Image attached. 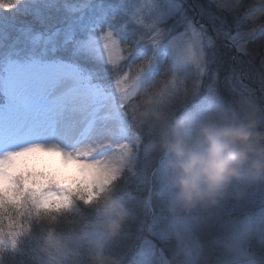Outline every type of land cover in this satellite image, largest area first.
<instances>
[{
	"label": "rangeland",
	"instance_id": "rangeland-1",
	"mask_svg": "<svg viewBox=\"0 0 264 264\" xmlns=\"http://www.w3.org/2000/svg\"><path fill=\"white\" fill-rule=\"evenodd\" d=\"M10 1L0 0V28L5 31L0 35L7 34L10 37L19 31L23 34L19 40L28 44L32 34L24 30L23 26L32 23L26 19L28 16L25 13L32 4L30 0H12L13 4ZM70 2L72 10L78 12L77 17L89 22L94 34L103 37L105 33L112 32L113 39L120 40V49L126 59L117 75L128 68H131V75L127 81L114 85L115 90L110 93L109 101L112 106L115 103L120 105L116 111L123 113L127 131L123 135L119 134L120 145H115L116 141L111 148L127 154L130 150L141 151L143 143L142 154L139 161H129L115 178L94 180L91 191L82 189L81 199L59 210L45 208L46 190L40 191L37 207L50 211L57 218L52 219L51 215L47 218L34 217L25 223L22 217L19 224H13L11 229L0 232V264H95V257L100 252L115 258L119 264H132L134 237L142 225L147 232L146 220L153 222L154 229L166 242L165 249L170 256L174 250L172 264H264V224L260 221V214L264 211V176L250 174L246 165L241 177L231 181L224 198L217 204L183 211L175 202L177 189L172 180V164L176 157L164 147L161 132L164 121L157 120L155 115L147 118L140 115L143 111H149L184 120L182 134L193 144L204 124H230L243 116L264 132V91L261 90L264 84L259 77L260 71L264 70V43H256L255 53L251 45V55L242 62L250 74L251 91L237 83L240 94L233 96L228 103L209 101L191 106L192 96L197 91L196 81L176 70L170 71L169 63L157 53L162 36L157 35L158 29L153 27L155 15L151 0H137L135 4L130 3V0ZM216 2L230 11L238 13L241 10L238 1L234 5L221 0ZM8 4H11V8L5 7ZM245 4L248 7L245 17H251V21L258 25L264 22V7H260L259 0H245ZM2 13L8 16L4 17ZM65 13L68 12L61 10L55 16L62 17ZM216 15L220 17L227 13ZM130 18L140 26H128ZM243 23L248 25L249 20L244 19ZM126 26L127 35L123 38ZM0 43L7 44L3 39ZM141 48L147 54L138 57L137 51ZM5 49V55L0 59V102L8 103L9 86L15 81L19 99L11 117H32L31 114L43 102L39 90L41 81L48 74L23 70L16 58L6 53ZM232 55L227 48H220L217 52V56L229 65ZM184 57L194 63L195 49L186 48ZM149 97L157 102L149 104ZM5 114L9 115L7 111ZM168 131L170 134L171 129ZM109 141H106V146ZM33 147L23 146L11 151L7 140H0V157L11 161L20 151ZM35 147L61 151L65 161L78 160L68 148L56 142L37 144ZM57 191L66 193L67 189L58 188ZM106 193L119 202L118 209L123 208L128 213L122 228L117 231L109 228V220L114 213L109 210ZM148 200L151 205L146 203ZM150 207L156 209L155 216L149 210ZM241 212L247 213V218L232 237L218 238L216 244L208 242L203 245L195 238V230H207L219 219H227L230 214L239 215ZM174 236L176 239H173ZM153 264H162L159 256Z\"/></svg>",
	"mask_w": 264,
	"mask_h": 264
},
{
	"label": "snow or ice",
	"instance_id": "snow-or-ice-1",
	"mask_svg": "<svg viewBox=\"0 0 264 264\" xmlns=\"http://www.w3.org/2000/svg\"><path fill=\"white\" fill-rule=\"evenodd\" d=\"M30 3L32 7L27 16L32 23L23 26L32 34L29 45L16 48L14 52L13 46L9 45L7 52L15 56L23 70L48 74L41 81L39 90L43 102L32 119H12L11 113L19 99L18 87L13 81L7 93L8 103L0 102V140L18 139L25 129L33 135L71 138L77 135V131L75 121L69 122L70 117L85 112L95 118L109 116L111 123L117 125V132L125 134L127 126L123 113L116 111L120 105L105 103L115 90L114 85L127 81L131 75V68L117 75L126 59L120 49V40L113 39L112 32L103 37L94 34V29L83 17L49 24L54 13L72 10L70 0H30ZM130 3L135 4L137 0H130ZM151 3L155 15L153 27L158 29L157 35L162 36L157 53L169 63L170 71L176 70L196 81L197 91L192 96L191 106L209 101L226 104L233 96H239L237 83L252 90L250 74L242 62L251 55V45L264 43V24H255L251 17H245L248 12L245 0H238L241 6L238 13L220 7L216 0H151ZM5 7L11 8V4ZM217 13L227 15L217 17ZM244 19L249 20L248 25L243 23ZM128 26L140 25L130 18ZM126 29L127 26L123 38H126ZM186 48L195 49L194 63L185 59ZM220 48H227L233 54L230 65L217 56ZM5 51V45L0 43V58ZM146 54L145 49L137 51L138 57ZM259 77L264 84V70L260 71ZM140 147L141 151L130 150L125 159L139 161L143 143ZM146 203L151 205L150 200ZM149 210L155 216L156 209L150 207ZM246 218L247 213H232L207 230H195V238L201 245L216 244L218 238L236 234ZM260 221L264 224V211L260 214ZM145 223L148 224L147 232L142 225L134 237L132 264H153L157 256L164 264H170L174 250L170 256L165 249L166 242L154 229L153 222L146 220ZM248 243L251 245V239Z\"/></svg>",
	"mask_w": 264,
	"mask_h": 264
},
{
	"label": "clouds",
	"instance_id": "clouds-1",
	"mask_svg": "<svg viewBox=\"0 0 264 264\" xmlns=\"http://www.w3.org/2000/svg\"><path fill=\"white\" fill-rule=\"evenodd\" d=\"M147 102L157 101L149 97ZM140 115L145 118L155 115L157 120L164 121L161 125L163 144L176 157L172 164V180L177 189L175 202L183 211L217 204L224 198L231 181L241 177L246 165L250 174L264 176V132L259 131L254 122L204 124L193 144L182 134L184 120L149 111ZM168 129H171L170 134ZM110 166H113L110 161H65L63 152L42 147L20 151L11 161L0 157V232L19 224L22 217L25 223L34 217L51 215L56 219L50 211L37 207L40 191L46 190L44 207L59 210L81 199L82 189L91 191L100 171ZM58 188L67 189V192H59ZM105 199L114 213L109 228L117 231L122 228L128 213L123 208L118 209L119 202L107 193ZM95 264L119 262L100 252L95 257Z\"/></svg>",
	"mask_w": 264,
	"mask_h": 264
},
{
	"label": "bare ground",
	"instance_id": "bare-ground-1",
	"mask_svg": "<svg viewBox=\"0 0 264 264\" xmlns=\"http://www.w3.org/2000/svg\"><path fill=\"white\" fill-rule=\"evenodd\" d=\"M221 1L228 5H234L238 0ZM259 1L260 7H264V0ZM259 11L260 10H258L256 14H258ZM109 97L110 94L105 103L108 106H112ZM116 104L117 103H115V105ZM72 120L75 121L77 135L69 138L59 135L40 136L32 134V140L41 144L50 143L52 140H55L57 144L68 148L71 154H73V157L78 160L110 161L113 166L102 169L98 174L100 178L99 180H110L115 178L117 173L119 174V171L125 169L129 163V161L125 159L126 154L124 152H119L122 150H116L113 149V147L111 148L112 144L116 141L115 145H120L119 133L117 132L118 134H116L114 132L117 131V125L111 123L110 117L107 115H104L102 118H95L88 115L87 112L70 117L69 122ZM28 133L30 132L26 130L23 135ZM106 141H109L108 146L105 144Z\"/></svg>",
	"mask_w": 264,
	"mask_h": 264
},
{
	"label": "trees",
	"instance_id": "trees-1",
	"mask_svg": "<svg viewBox=\"0 0 264 264\" xmlns=\"http://www.w3.org/2000/svg\"><path fill=\"white\" fill-rule=\"evenodd\" d=\"M14 1V0H13ZM13 1L11 0L10 3L13 4ZM31 9V7L29 8V10ZM29 10H25V13H27ZM6 11H11V10H6ZM76 10H72V11H68V13H65L64 16L62 17H57V15L55 16V13L52 17L51 20H49V24H57V23H61L64 22L66 20H71V19H75L78 16V12H76ZM4 17H7L8 15H6L5 13H2ZM26 19L31 20L29 17H27ZM4 30L2 31V29L0 28V34H4ZM0 35V41L3 39L7 44L5 45V48H8V44L13 46V52L15 51L16 48H24L27 47L29 45L23 43L21 40H19L22 37V32L17 31V33H15L14 35H11L10 37L5 34L4 36ZM256 44H253L251 47H253V49L251 48L252 51H257V45L256 47H254ZM8 53V52H6ZM12 57H15L14 55L11 54ZM1 59V58H0ZM4 98V97H3ZM2 98V99H3ZM1 99V100H2ZM233 99V98H232ZM236 103V101H234ZM230 107V105H229ZM244 123H249L247 121L246 118L243 117H239L238 119H235L234 122H231L230 124H244Z\"/></svg>",
	"mask_w": 264,
	"mask_h": 264
},
{
	"label": "water",
	"instance_id": "water-1",
	"mask_svg": "<svg viewBox=\"0 0 264 264\" xmlns=\"http://www.w3.org/2000/svg\"><path fill=\"white\" fill-rule=\"evenodd\" d=\"M163 264H164V262H163ZM170 264H171V262H170Z\"/></svg>",
	"mask_w": 264,
	"mask_h": 264
}]
</instances>
